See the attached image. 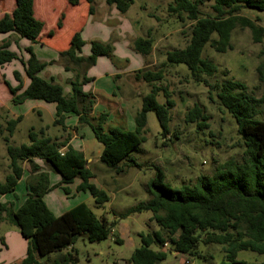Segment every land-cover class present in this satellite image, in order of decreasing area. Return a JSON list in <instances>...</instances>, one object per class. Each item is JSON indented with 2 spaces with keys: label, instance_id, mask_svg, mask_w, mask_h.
<instances>
[{
  "label": "trees",
  "instance_id": "trees-1",
  "mask_svg": "<svg viewBox=\"0 0 264 264\" xmlns=\"http://www.w3.org/2000/svg\"><path fill=\"white\" fill-rule=\"evenodd\" d=\"M13 1L12 12L0 18V35L15 36L13 42L20 52L18 39L35 44L43 23L34 17V0ZM85 1L89 4L88 14L91 15L94 0ZM206 1L212 3L211 15L200 14L199 7L203 0H173L174 4L168 5V10L176 14L180 22L184 21L182 15H185L190 24L189 40L184 48L165 53L161 69H141L133 73L134 80L151 85L150 92L141 98L140 108L134 114L133 131H125L120 127L105 128L107 115L91 116L94 99L90 93L82 90L91 80L86 77V71L95 64L96 59L99 56H112L110 44L92 42L90 55L83 57L80 52L84 42L80 33L72 35L67 50L58 53L63 69L73 74L71 93L66 96L59 84L53 80L45 81L39 76L46 66L56 61H39L31 46L23 49L28 56L25 60L21 53L18 55L9 50L11 43L8 39L0 43V70L17 61L29 80L28 86L18 93L22 87L21 75L17 71L12 72L13 80L17 83L14 88L2 76L11 95V104L16 106L28 100L54 104L53 124L62 130H65L66 116H76L77 124L89 127L93 138L101 145L100 163L116 173L122 172L123 166L139 168L130 154L139 152V147L145 141L148 112L155 115L160 135L164 137L169 133V113L174 102L169 99L165 89L156 86L164 78L163 68L183 66L190 78L205 86L210 98L216 100L220 108L234 120L243 147L242 156L238 160L230 159L217 164L210 176H198L193 184H182L174 188L163 184L164 174L155 168V178L146 187L148 200L137 203L124 215L149 212V220L156 229L138 234L139 246L132 252L128 264H160L170 253L185 257V262L190 259L202 261L205 258L199 248L209 245L221 248L222 258L216 264H264V261L249 263L237 259L238 253L242 251L264 255V61L256 68L257 79L263 86L257 98L241 82L227 80L208 83L205 78L214 75L216 66L202 57L207 45L217 53L231 49V33L237 26L249 29L254 43L261 42L264 29L238 14L241 10L264 13V0ZM67 3L76 6L78 0H67ZM105 3L123 15L133 0H105ZM56 26H61L60 19ZM131 45L133 51L147 57L152 51L153 41L149 37H138ZM160 92L163 93V103L157 101ZM20 120L21 117L6 121L4 130L0 126V135L3 131L7 132L2 140L9 162V174L0 183V196L12 194L14 200H18L14 190L23 174V163L29 166L27 194L15 210L12 202L0 203V223L14 226L27 241L25 258L19 264H41L39 258L52 254L58 256L53 264H77L74 243L78 239L91 244L108 239L115 222H109L104 216H96L84 203L55 216L47 208L43 197L57 186H63V192L69 195V186L75 180L79 181L75 192L88 193L96 208L107 203L109 197L91 182L94 175L86 167L82 152L71 146L65 147L64 142H54L44 135L43 130L36 132L30 129L27 144L9 145V136ZM185 122L196 123L198 130L208 128L207 117L197 106L187 112ZM62 147L65 149L60 152ZM34 159L42 161L47 171L36 165ZM48 172L60 177L58 185L49 186ZM116 243L121 242L116 238ZM165 244L167 247H164Z\"/></svg>",
  "mask_w": 264,
  "mask_h": 264
},
{
  "label": "rangeland",
  "instance_id": "rangeland-1",
  "mask_svg": "<svg viewBox=\"0 0 264 264\" xmlns=\"http://www.w3.org/2000/svg\"><path fill=\"white\" fill-rule=\"evenodd\" d=\"M203 1L199 7L200 14L202 16L211 15L212 3ZM59 2L60 0H54V4L57 6L61 5ZM49 3L52 4L50 0ZM170 3L173 5V0H133V4L125 14V17L136 27L142 37H149L153 41L151 53L147 57L142 56L144 59V64L140 68L142 70L157 71L161 69L165 53L184 48L189 40V22L185 19V15H182L184 21L180 22L177 15L168 10ZM1 5L5 9L8 7V2L0 0V7ZM53 15L52 12L47 11V16L41 19L44 27L47 28L56 19ZM238 15L253 21L254 24L264 29V13L241 10ZM230 46L231 49L224 53H217L209 45L205 46L202 57L216 66L214 75L205 79L208 83H220L227 80L241 82L247 86L249 91L254 92L255 97L259 98L263 86L257 79L256 68L264 61V37L261 42L254 43L251 31L237 26L231 33ZM115 62L113 61V64ZM163 70L164 78L156 86L165 89L169 99L174 102V107L169 113V133L162 137L155 115L152 112L146 114L145 141L139 147V152L130 154L139 168L123 166L122 172L116 173L104 167L99 161L101 145L91 138L89 129L86 127L81 129L86 136L87 153L91 155L90 171L96 176L95 184L98 182L109 197L111 196L112 199L115 197L113 202L104 204V207L94 208V202L87 200L89 197L87 194L79 193L72 198H66L59 192L52 194L50 200H47L50 210L58 214L77 203H86L89 204V208L96 216L107 215L111 218L109 222H113L112 220L116 216L122 215L119 217L120 220H123L122 224L117 225L115 218L116 223L112 227L113 234L108 239L92 244L78 239L74 243L73 248L78 257L77 264H128L125 258L130 246L129 239L134 242L139 240L134 232L155 230L156 227L148 220V217L151 216L149 212L124 214L137 203L148 200L146 187L148 182L155 178L157 168L164 174L163 184L174 188L182 184L191 185L198 176H210L217 164L230 159L238 160L242 156L243 147L237 135L234 120L220 108L216 100L210 98L208 89L202 84L195 83L183 66H173L163 68ZM133 73H130V77L134 92L130 95V100L132 103L134 100L138 105H141V98L150 92L151 85L142 81H134ZM6 96L8 93L0 83V101H3ZM157 101L163 103L162 92L157 96ZM194 106H197L207 117L208 128L198 130L196 123L185 122L187 112ZM5 110V105H3L0 109V126L3 130L7 120ZM42 120L44 124L51 122V118L46 113L43 114ZM39 125V120L35 115H28L9 136V145L27 144L30 129L37 128ZM108 126L110 125L105 128ZM112 126L117 125L113 122ZM121 128L125 131L134 130L133 128L129 130L126 123ZM174 134H176V138H174ZM3 136H7L6 131L0 135V183L4 181L2 171L5 162L3 159H7ZM97 149L99 150L98 154ZM9 226L19 235L18 229ZM2 229H5L4 225L1 226L0 235ZM19 237L27 246V241L24 238L23 240L22 236L19 235ZM116 238L117 241L123 239L126 242L116 243ZM15 245L16 242L10 237L6 240L0 238V264L8 263L5 251L8 250L6 255L9 257V250ZM199 250L205 260L195 259L197 264H216L222 258L219 246H200ZM56 255L39 258V262L53 264L58 258ZM237 259L249 263H261L264 261V255L242 251L238 253ZM167 260L174 261L170 254L167 255ZM177 261L174 262L177 263ZM188 261L192 262V259ZM14 264L17 263L14 262ZM183 264H186L185 261Z\"/></svg>",
  "mask_w": 264,
  "mask_h": 264
},
{
  "label": "crops",
  "instance_id": "crops-1",
  "mask_svg": "<svg viewBox=\"0 0 264 264\" xmlns=\"http://www.w3.org/2000/svg\"><path fill=\"white\" fill-rule=\"evenodd\" d=\"M50 1L52 2L51 5L49 3V0H34L33 13L34 17L37 20L42 22L41 19L47 16V11H49L50 13L52 12L54 14L53 16H55L56 18L50 23L47 28L44 27V23L42 22L43 28L35 44H31L25 39H18L17 46L20 49L19 52L13 42V39H15L16 37L11 36L12 34L0 35V43L5 39H8V41L11 43L9 46V50L11 52H15L18 55H20L21 53L22 58L25 60L28 58V56L26 55V53H24L23 49L31 46L34 54L39 61H56L55 64L46 66L39 74V76L45 81L53 80L55 83L59 84L62 87L63 94L66 96H69V94L71 93L70 81L73 79V74L63 69V66L58 59V53L67 50L72 35L76 32L80 33L81 39L84 42L80 52V55L83 57L90 55V47L92 42L110 44L113 49L112 56H99L96 59L95 64L86 71V77L91 80L82 87V90L83 92L90 93L94 99L91 116L97 117L101 114H105L107 115L105 126L110 125L108 127H111L113 122H115L117 126L114 127L121 128V126L126 123L129 130H131L132 128L135 129L133 117L136 111L139 110L140 105H138L134 100L133 103L130 100V95H132L134 92L130 73L141 70L140 68L144 64V59L140 54L133 51L131 42L134 39L142 36L137 31L136 27H134L132 23L125 17L126 13L123 15L119 14L113 6H108L105 3V0L93 1V13L91 15L88 14L89 4L85 0H78V4L76 6L69 5L67 3V0H60L59 3L61 5L58 6L54 4V0ZM5 2H8L9 8L6 7L4 9L3 5H1L0 18L5 14H10L14 8L13 0H5ZM59 19L61 22V26L58 28L56 24ZM49 33H51V36L49 35ZM113 61L116 62L113 64ZM13 71H17L21 75L22 79V87L18 93H21L29 84V80L25 77L22 66L17 61H13L12 63L5 65L3 69L0 70V83H2L8 93V96H6L3 101H0V109H2L3 105H5L6 108V121L21 117V122L28 115H35L38 118L40 125L37 128L31 129H33L34 131L36 130V132L39 130H43L44 135L49 137L54 142H64L65 147L71 146L75 150L82 152L86 161V167L90 170L92 159L90 158L91 155L87 153V146H85L86 136L81 131L82 127H86L87 129H89V131L90 128L87 126H79L77 124V117L72 114L67 115L64 120L65 130H62L59 126H55L53 124V121L55 119V105L52 103L28 100L20 105H12L11 95L3 82L2 76H4L5 81H7L10 87L14 88L16 87L17 83L13 80ZM45 113L49 115V117L51 118V122L44 124L42 118L43 114ZM74 128L76 129L74 130ZM90 134L91 138L94 139L91 131ZM65 147H62L60 152H63ZM98 153L99 150L97 149V154ZM3 161L5 162V165L2 171V176L5 177L7 174H9V169L7 159H3ZM33 162L43 168L44 171L46 170V168L43 166L42 161L34 159ZM22 168L23 174L18 180L14 190V194L17 196L18 200L15 201L12 194H5L0 196V203L12 202L14 203V210L18 208V206L24 201L27 194L26 180L29 175V166L27 163H23ZM48 174L49 186L53 187L58 185L60 182V177L57 174L53 175L52 172H48ZM95 181L96 176L94 175V178L91 180V182L98 188L103 190L98 182L95 184ZM78 184L79 181L75 180L74 183L69 186V195H66L63 192V190L61 189L63 186H57L56 188H53L51 191L45 194L43 200L47 208L49 210L51 209L49 207V204L47 203V200H50V196L52 194H57V192H59L62 193V195L66 198H72L74 196H77L79 193H83L75 192V187ZM83 194H87L89 196L87 199L89 202H94L88 193ZM58 197L60 198V196ZM114 198L115 197H113L112 199V197L110 196L108 202H113ZM50 203L52 204V201H50ZM77 204H75L74 206H76ZM84 204L88 208L90 207L89 204ZM74 206L68 207L61 214H58L55 211H50L55 216H60L69 211ZM100 207H104V204ZM94 208H96L95 203ZM104 217L108 221L111 220V218H109L107 215ZM119 217H115L117 219V223L115 222V218L112 220L117 225H121L123 222V220H120ZM150 217H148V220L150 219ZM3 225L5 229H2L0 238L6 240L10 237L13 241L16 242L15 247L9 250V257H7L6 255L8 250L5 251V258L8 260L7 264H14V262L19 264L25 258L27 246L25 245V242L20 239V234L17 235L6 222L0 223V229ZM139 233L140 232L138 231L134 232L137 238ZM112 234L113 230L111 236ZM118 240L121 243L126 242V240L123 239ZM129 241L130 246L127 250L128 255L125 258L127 263L134 249L139 246V240L138 242H134L132 239H129ZM170 256L174 261L178 260L177 263H175L174 261H168L166 258L160 264H183L184 261H186L185 257L176 253H170ZM189 262L191 261H188V263ZM189 264L197 263L195 262V260H192V262Z\"/></svg>",
  "mask_w": 264,
  "mask_h": 264
},
{
  "label": "built area",
  "instance_id": "built-area-1",
  "mask_svg": "<svg viewBox=\"0 0 264 264\" xmlns=\"http://www.w3.org/2000/svg\"><path fill=\"white\" fill-rule=\"evenodd\" d=\"M164 247H167V246H166V244H165V246H164ZM185 263H186V264H189L188 262H185Z\"/></svg>",
  "mask_w": 264,
  "mask_h": 264
}]
</instances>
